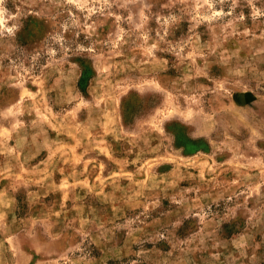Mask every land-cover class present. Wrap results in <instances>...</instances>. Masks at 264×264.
<instances>
[{"label": "rangeland", "instance_id": "374dc122", "mask_svg": "<svg viewBox=\"0 0 264 264\" xmlns=\"http://www.w3.org/2000/svg\"><path fill=\"white\" fill-rule=\"evenodd\" d=\"M0 264H264V0H0Z\"/></svg>", "mask_w": 264, "mask_h": 264}]
</instances>
